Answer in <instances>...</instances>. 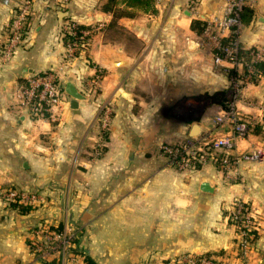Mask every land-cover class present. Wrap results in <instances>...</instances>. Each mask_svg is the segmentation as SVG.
Returning <instances> with one entry per match:
<instances>
[{
	"label": "crops",
	"instance_id": "0c3cea01",
	"mask_svg": "<svg viewBox=\"0 0 264 264\" xmlns=\"http://www.w3.org/2000/svg\"><path fill=\"white\" fill-rule=\"evenodd\" d=\"M192 1L153 0L152 13L125 0L112 10L106 0H0V188L39 197L22 214L0 195V264H58L56 255L40 259L30 243L39 226L71 221L79 223L77 250L94 264H167L209 253H223L229 264H264V120L204 165L179 168L165 151L189 138L193 122L201 135L230 133L215 124L217 92H238V109L250 119L264 106V76L234 89L228 71L241 78L242 67L216 63L211 41L202 44L191 28L193 20L221 14L223 0H195L194 11ZM26 2V34L6 59L11 20ZM247 8L253 15L239 29L241 48L264 49V0ZM72 21L91 33L81 53L66 59L60 36ZM48 71L63 91L71 82L84 99L72 109L64 93L57 118L35 120L15 91L26 77ZM105 106L111 125L94 158ZM253 151L259 160L244 157ZM226 158L231 164L223 167ZM202 181L214 191H202ZM236 201L249 212L245 258L230 219Z\"/></svg>",
	"mask_w": 264,
	"mask_h": 264
},
{
	"label": "built area",
	"instance_id": "2783aa9c",
	"mask_svg": "<svg viewBox=\"0 0 264 264\" xmlns=\"http://www.w3.org/2000/svg\"><path fill=\"white\" fill-rule=\"evenodd\" d=\"M157 4L164 0H155ZM9 0H5L8 3ZM254 0H223L221 14L213 15L201 33L200 41L205 44L206 39L211 41V53L216 63L227 62L233 68L247 67V79L253 73L250 63L264 57V49H258L251 53L249 59L241 56V44L238 37L239 29L242 25L241 13L251 6ZM30 3L26 2L15 13L10 23V32L4 45L3 56L6 59L13 57L20 47L23 37L27 31V19L30 13ZM191 10H195V0L192 1ZM76 22L66 24L61 31V41L66 50V59L77 56L84 49L88 42L91 31L89 29L77 30ZM63 87L59 76L52 72H42L26 77L18 84L15 97L18 105L29 117L35 120H54L57 118V110H61L65 104ZM239 93L236 92L230 106L221 107L215 116V124L218 126H230L229 134L220 136H209L207 134L196 138H187L183 143L173 147H166L165 151L172 163L179 168L189 165L199 166L207 163L211 153H216L222 149H231L236 145V139H243L249 134V120L238 109ZM261 112L260 120L264 119V106L258 107ZM112 110L110 106H105L101 111L100 137L101 141L93 151L94 158L99 157L103 152V139L111 120ZM212 150L208 153L206 150ZM214 156V155H213ZM251 160H259L260 153L253 151L244 156ZM230 161L223 160V167H228ZM3 201L9 204L12 201H20L28 205L35 206L38 203V195L33 193L20 192L17 189H10ZM230 219L239 229V251L242 258H245L250 251V240L248 236L250 219L249 212L241 201L235 202V207L230 215ZM36 238L30 243L31 251L40 259L46 260L50 256L56 255L58 264H87L82 253L77 250L76 239L78 231L70 223H65L63 230L56 232L51 230L50 225H41L35 231ZM198 256L188 255L179 258V264H195ZM202 264H225L223 261H211L205 257L201 258ZM228 264V263H227Z\"/></svg>",
	"mask_w": 264,
	"mask_h": 264
},
{
	"label": "trees",
	"instance_id": "16d2710c",
	"mask_svg": "<svg viewBox=\"0 0 264 264\" xmlns=\"http://www.w3.org/2000/svg\"><path fill=\"white\" fill-rule=\"evenodd\" d=\"M130 4L133 5H140L143 7H146L148 10H150V12L155 13V9H154V2L153 0H125ZM117 3V0H106V4H105V10H112L113 7L115 6V4ZM253 15V11L251 9H248L247 7L242 11L241 13V22L246 23L248 22ZM206 26V23L202 20H193L191 23V28L192 30H194L197 34H201L204 30ZM87 26L84 25H76L77 30L80 29H86ZM257 50L256 49H251L249 51H244L241 48V56L244 58L249 59L250 56H252L251 53H255ZM251 68L253 73L251 74V82L252 83H256L262 76H264V57L262 59H259L257 61L251 62L250 63ZM238 71L239 70H229L228 73L229 75H231V77H237L238 76ZM247 67L242 66V72H241V77H245L247 74ZM225 92H217L215 93V95H213V97H211V99L213 100L214 103H217L218 105H220L221 107H226V105L228 104V101L225 97ZM264 119H262L260 122H262ZM252 127L249 125V133L252 131ZM207 153L212 152V150L208 149L206 150ZM218 155H224L222 153H224L223 151L219 150L217 151ZM216 152V153H217ZM222 157V156H221ZM9 208L14 209L22 214H27L28 212H30L33 208L32 205H28L26 203L20 202V201H12L9 204H7ZM63 223L60 222L57 226H50L51 230L56 231V232H60L63 230ZM75 243H78V237L75 241ZM216 255H222V253L216 254ZM207 258L211 261H215V254L214 253H209L207 255H202V256H198L197 259L198 261L195 264H202L200 262L201 258ZM86 262L87 264H94V262L89 258L86 257ZM181 264H186V263H181Z\"/></svg>",
	"mask_w": 264,
	"mask_h": 264
},
{
	"label": "rangeland",
	"instance_id": "374dc122",
	"mask_svg": "<svg viewBox=\"0 0 264 264\" xmlns=\"http://www.w3.org/2000/svg\"><path fill=\"white\" fill-rule=\"evenodd\" d=\"M246 82H251V77H249L248 79H247V77L245 76V77H241V78H237V77H233V83L232 84H234V89H238L239 88V86L241 87L244 83H246ZM236 94V92H230L229 94H228V96H226V99L227 100H229L228 101V104L226 105V107H228V106H230V103L232 102V99L234 98V95ZM202 104H204V103H206L205 101H203V100H201L200 101ZM213 106V108H216V107H218L217 105H212ZM248 120H249V122H250V126L253 128L252 129V131L253 130H255V129H257L258 128V126H259V124L261 123V122H258V121H256V120H259V118L258 119H256V118H253V117H251V119L248 117ZM259 121H261V120H259ZM256 123H258V124H256ZM110 125H111V123H109V126H108V130H109V127H110ZM108 130H106V134H105V137L107 136V133H108ZM184 141H185V139H184ZM183 141V142H184ZM94 157V156H93ZM185 169V168H184ZM11 189V187H1L0 188V195L2 196H5L6 194H8ZM13 189V188H12ZM21 193L23 192V191H20ZM93 223V222H92ZM73 227H77L78 228V224L79 223H77V222H72L71 221V223H70ZM76 228V229H77ZM77 231H78V237L79 236H81L80 235V231L77 229ZM94 236H96V234H94ZM92 240V239H91ZM93 252H94V250H93ZM189 254H182V255H180V256H178L177 258H175V260H170L167 264H179V262H177V260H179V258H183V257H187ZM239 256H240V254H238ZM87 257H89L90 259L92 258V256L91 255H89L88 254V256ZM215 261H223V262H225V264H229V262H227L226 261V259H228L227 257H224V255H223V253H222V255H215Z\"/></svg>",
	"mask_w": 264,
	"mask_h": 264
},
{
	"label": "water",
	"instance_id": "95a60500",
	"mask_svg": "<svg viewBox=\"0 0 264 264\" xmlns=\"http://www.w3.org/2000/svg\"><path fill=\"white\" fill-rule=\"evenodd\" d=\"M64 91L67 95H69L72 98L71 100L72 109L77 108L78 100L84 99L83 94L71 82H68L66 84V88ZM187 118L190 119L191 116H187ZM201 131H202L201 125L199 123L193 122L192 127L190 128L189 137L191 138L199 137L201 136ZM201 190L204 192L212 193L214 191V187L208 181H202Z\"/></svg>",
	"mask_w": 264,
	"mask_h": 264
}]
</instances>
